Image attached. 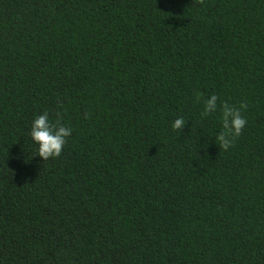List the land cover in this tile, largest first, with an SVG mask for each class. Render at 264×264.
Returning <instances> with one entry per match:
<instances>
[{
    "label": "trees",
    "instance_id": "16d2710c",
    "mask_svg": "<svg viewBox=\"0 0 264 264\" xmlns=\"http://www.w3.org/2000/svg\"><path fill=\"white\" fill-rule=\"evenodd\" d=\"M0 264H264V0H0Z\"/></svg>",
    "mask_w": 264,
    "mask_h": 264
},
{
    "label": "clouds",
    "instance_id": "9594fccd",
    "mask_svg": "<svg viewBox=\"0 0 264 264\" xmlns=\"http://www.w3.org/2000/svg\"><path fill=\"white\" fill-rule=\"evenodd\" d=\"M218 97L211 94L204 102L203 115L217 110ZM222 105V124L224 131L217 134L215 140L219 145L227 150L231 146V139L239 136L246 124V119L241 115V110L234 108L221 101ZM244 105H241L243 108ZM186 121L183 117H178L172 121L171 127L181 130ZM72 129L60 124L58 121L53 123L49 119L48 113L44 112L37 115L31 122L29 137L36 145V154L43 160L57 157L65 145L66 138L71 135Z\"/></svg>",
    "mask_w": 264,
    "mask_h": 264
}]
</instances>
